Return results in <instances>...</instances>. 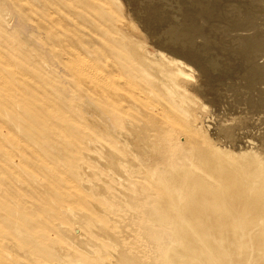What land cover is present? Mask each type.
Masks as SVG:
<instances>
[{
	"label": "rangeland",
	"instance_id": "obj_1",
	"mask_svg": "<svg viewBox=\"0 0 264 264\" xmlns=\"http://www.w3.org/2000/svg\"><path fill=\"white\" fill-rule=\"evenodd\" d=\"M119 29L152 58L161 52L176 55L189 66L177 81L193 100L195 124L209 144L236 154L255 151L264 158V0H0V195L8 199L0 196L1 264H28L35 249L38 264H59L58 250L70 248L60 225L78 227L64 208L87 210L114 234L122 226L135 233L133 240L142 246L141 258L135 261L140 264H172V255L181 256L187 247L197 250L195 264L218 263L209 248L220 254L222 264H264V210L256 211V201L232 213H207L209 222L195 229L188 204L182 202L185 195L179 204L171 199L164 209L154 198L159 192L148 186H140L125 205L89 195L80 185L76 176L89 165L80 132L89 133L95 142L98 134L79 119L74 104L90 100L98 89L93 78L74 75L63 57L82 55L112 87L113 34L105 30ZM56 41L62 44L57 42V47ZM86 92L89 96L83 98ZM94 100L113 111L111 101ZM180 143H187L186 138ZM90 199L108 215L87 208L85 201ZM149 206L153 211L146 210ZM85 255L61 263L97 264ZM189 262L181 256V264Z\"/></svg>",
	"mask_w": 264,
	"mask_h": 264
},
{
	"label": "bare ground",
	"instance_id": "obj_2",
	"mask_svg": "<svg viewBox=\"0 0 264 264\" xmlns=\"http://www.w3.org/2000/svg\"><path fill=\"white\" fill-rule=\"evenodd\" d=\"M48 11L46 12L48 13ZM86 18L85 20H87ZM35 19L37 18L35 17ZM119 30L113 31V33L105 30L110 36L113 34L110 40L114 45L111 51L114 52L116 61V82L113 83L112 81V87L101 77V74L95 72L90 64L91 62L86 61V58L82 55L73 53V55H67V58L63 57L75 69L74 75L78 73L84 77H89V79L90 77L93 78L91 83L98 89L97 92L99 93L95 96L91 95L90 100H82L74 104V111L79 119L89 129L98 134L95 142L89 133L80 132V138L89 150L85 156L89 165L83 167L76 176L80 185L85 188L89 195L104 200L113 198L117 203L125 205L129 203L131 196L141 189L140 186L145 188L148 186L153 193L159 192L154 198H156L159 206L163 205L164 209L168 207V201L172 199L176 204H179L181 195H185L182 202L188 204L187 214L192 215L195 229H197V226L201 228L209 222L208 219L206 220L205 214L208 213L213 217L220 212L232 213L237 211L243 203H254L256 201V211L263 213L264 158L255 151H244L236 154L209 144L208 138L195 124L197 115L190 108L193 100L187 89L177 81V77L186 75L185 69L189 66L178 60L176 55L168 56L161 52L157 58H152V56L143 52L144 48L141 44L127 36L124 31ZM64 36L67 38V35ZM48 39L51 40L50 37ZM65 40L61 42L66 43ZM70 41L72 42V38H70ZM57 42L59 41H56V45ZM61 42L59 43L62 44ZM88 45L90 46V44ZM122 49L124 51L120 53ZM105 57L108 59L109 56ZM61 63L63 64V61ZM113 73L112 75H114ZM111 78L113 76L110 77V80H112ZM82 83L84 85V82ZM109 88L113 90L112 93H110ZM83 95V98L89 96L87 92ZM96 98L111 101L114 105L113 111L97 104L94 100ZM182 137L187 140V143L183 145L180 143ZM51 141H54V139ZM43 172L45 174V171ZM49 178H51L50 180L53 179L52 177ZM242 181L248 182L247 185H243ZM256 181L260 184H255ZM17 186L19 188V185ZM252 189H257L259 194L250 193ZM22 191L25 193L24 190ZM70 194L74 195V193ZM0 196L2 197V195ZM25 196L29 195L26 194ZM5 198L2 197L3 201L8 200ZM29 199L32 198L29 196ZM46 199H43V202ZM85 204L87 208L96 210L100 216L108 215L105 209H102L99 204L91 199L88 202L85 201ZM2 208L4 209V207ZM146 210L153 211V208L149 206V209ZM63 213L72 224L78 225V227L71 229L68 226L60 225V232L70 248L58 250L59 253L56 255V259L60 260L59 264H62V260L80 254L90 255L97 264H140L139 261H135L138 260V257L141 258L140 248L142 246L139 244L141 241L133 240L135 233L132 231H126L122 226L114 234L85 209L64 208ZM131 215L132 212L130 211ZM117 223L122 225L119 221ZM3 227L5 228L4 224ZM47 227L51 228L48 225ZM195 238L198 239L199 237ZM187 241L188 239L185 237L183 240L185 245ZM18 242L20 243L19 240ZM203 244L206 248L210 247L209 242L204 241ZM130 246H132V252H129ZM209 249L218 261L217 264H222L223 260L220 254L215 253L211 248ZM37 250L30 252L31 257L27 261L28 264H38L36 259ZM196 255L197 250L195 247H187L185 252L181 254L182 257L189 258L190 262L187 264H195ZM181 256L178 253L173 254L171 257L172 264H181ZM10 264H13V262H10Z\"/></svg>",
	"mask_w": 264,
	"mask_h": 264
}]
</instances>
